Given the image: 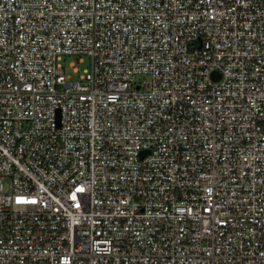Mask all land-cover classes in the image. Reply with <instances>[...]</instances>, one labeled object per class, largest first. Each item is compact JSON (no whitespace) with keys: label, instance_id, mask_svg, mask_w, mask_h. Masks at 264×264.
Listing matches in <instances>:
<instances>
[{"label":"built area","instance_id":"built-area-1","mask_svg":"<svg viewBox=\"0 0 264 264\" xmlns=\"http://www.w3.org/2000/svg\"><path fill=\"white\" fill-rule=\"evenodd\" d=\"M0 264H264V0H0Z\"/></svg>","mask_w":264,"mask_h":264},{"label":"rangeland","instance_id":"rangeland-1","mask_svg":"<svg viewBox=\"0 0 264 264\" xmlns=\"http://www.w3.org/2000/svg\"><path fill=\"white\" fill-rule=\"evenodd\" d=\"M74 60H76V56L75 55H67L63 59V63L66 66V73L71 75V76H76L77 75V73L73 71L72 66H70V63L72 61H74Z\"/></svg>","mask_w":264,"mask_h":264}]
</instances>
